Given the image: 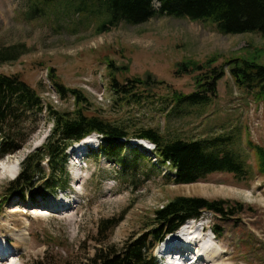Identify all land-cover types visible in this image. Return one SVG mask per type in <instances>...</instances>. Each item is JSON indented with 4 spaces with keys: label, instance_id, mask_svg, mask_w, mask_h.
Returning a JSON list of instances; mask_svg holds the SVG:
<instances>
[{
    "label": "rangeland",
    "instance_id": "1",
    "mask_svg": "<svg viewBox=\"0 0 264 264\" xmlns=\"http://www.w3.org/2000/svg\"><path fill=\"white\" fill-rule=\"evenodd\" d=\"M75 3L68 7L64 1L0 0V48L17 46L21 50L18 59L0 64V72L21 73L39 90L44 102L58 110H72L74 101L72 97L61 98L54 90L47 76L49 67L64 84L86 92L92 103L90 113L126 123L132 129L151 126L170 138L184 139L233 134L231 146L253 167L252 176L241 179L231 172H213L198 182L177 184L174 173L167 166L160 167L154 151L132 144L135 138L125 151L127 159H133L132 149L145 157L128 171L100 150L102 139L93 134L90 145L77 142L67 150L65 188L46 197L38 194L23 199L15 194L1 200L6 184L19 173L18 162L21 167L25 157L49 135L52 121L43 115L23 148L0 158V245L10 252L5 259L0 258V264H32L44 259L57 264L66 259L85 263L100 243L121 247L130 236L146 232L154 210L177 195L243 204L232 215L220 217L204 211L199 218L189 219L184 224L193 228L182 227V242L197 236L193 231L197 229L208 245L219 249L223 260L216 264H264V173L258 169L257 155L250 145L252 141L264 146V103L253 92L239 88L228 69L209 104L189 106L181 114H169L161 99L121 102L109 88L103 59L109 55L118 64L130 61V76L152 72L167 81L170 88L159 89V93L168 94L171 87L188 93L196 89L194 74L176 76V62L189 57L204 60L215 52L228 57L264 49V33L224 34L211 19L156 15L141 24L122 21L98 34L96 28L105 15L78 12L79 0ZM34 4L43 7V16L31 13ZM154 4L160 7L159 2ZM74 148L79 155L72 154ZM109 218L120 222L104 239L99 230L102 221ZM215 229L219 234L212 238ZM201 237L194 240L201 241ZM159 245L153 253L167 264L160 257Z\"/></svg>",
    "mask_w": 264,
    "mask_h": 264
},
{
    "label": "trees",
    "instance_id": "2",
    "mask_svg": "<svg viewBox=\"0 0 264 264\" xmlns=\"http://www.w3.org/2000/svg\"><path fill=\"white\" fill-rule=\"evenodd\" d=\"M47 4L64 1L73 7L77 0H45ZM160 3L157 9L154 2ZM78 12H95L105 15L96 31L102 34L117 27L120 22L141 24L156 15L187 17L193 20L211 19L218 31L224 34L249 32L264 33V0H79ZM43 16V7L32 6L31 13ZM36 16V15H35ZM21 50L17 46L0 48V64L16 60ZM264 49L248 50L244 54L225 56L215 52L204 60L189 57L175 64L174 74H194L196 89L185 93L175 88L168 94L159 93L169 89L167 81L152 72L144 76H130V61L118 64L109 55L107 77L110 90L127 103H153L161 99L163 109L169 114H181L187 107L209 104L218 92V82L228 69L236 85L255 94L264 103ZM222 60V61H221ZM48 79L61 98L72 97V110H58L46 104L39 90L33 87L21 73L0 72V158L23 148L35 132L41 116L52 121L45 141L29 153L21 162L18 175L8 181L4 197L18 194L26 196L56 194L68 185L64 167L67 150L92 133L101 135L100 150L110 159L120 163L125 170L135 166L145 157L137 149L129 161L125 155L130 140L146 139L155 145L158 164L167 166L174 173L175 183H194L205 179L213 172H231L238 178L252 176L253 167L231 146L235 135H215L204 139L170 138L156 127L117 123L110 118L90 113L92 105L86 92L64 84L56 70L48 68ZM134 144V143H132ZM256 152L258 169L264 173V146L250 141ZM46 163L45 165L43 163ZM169 162V164H168ZM130 171V170H128ZM66 179H63L62 176ZM6 202V201H4ZM243 204L230 199H209L202 196L177 195L162 207L154 210L149 229L141 235H132L121 247L100 243L91 257L82 264H159L153 250L169 233L175 232L187 220L199 218L204 211L218 216L238 213ZM117 218L103 220L99 234L109 236V231L119 223ZM216 235L219 231L215 229ZM32 264H57L47 260ZM61 264H79L66 259Z\"/></svg>",
    "mask_w": 264,
    "mask_h": 264
},
{
    "label": "bare ground",
    "instance_id": "3",
    "mask_svg": "<svg viewBox=\"0 0 264 264\" xmlns=\"http://www.w3.org/2000/svg\"><path fill=\"white\" fill-rule=\"evenodd\" d=\"M91 142H93V135L88 136L86 138V140L82 143L86 144V143H91ZM80 154H81V156L83 155L82 153H80ZM18 167L20 169V162H18ZM184 225H185L184 227H186V229L188 228L189 230L192 227L191 225H188V226H187V224H184ZM179 229H181V227ZM193 231L196 232L197 236L194 235L195 237H193L192 240H186L183 242H181V240H179V238H181V236H180L181 230L178 231V238H174V239H172L171 242H168L167 245H164V246H166L165 249L163 247H161V249L159 251V254H161L160 257L163 258L166 255L172 254L173 256L175 255L176 258H179L178 257L179 252H176V249H177L183 253L182 256L189 255V253H193V252H195L196 255L193 257V259H188L187 262L177 261V260L172 259V260L167 261V264H201V263L202 264H216V262L223 260L222 255L220 253H218L219 249H215L214 246L208 245L209 242H205V240H203L202 237L198 235L197 229L193 230ZM198 237L199 238L201 237V241L200 240H194V238L197 239ZM197 242H200L199 247L195 246V243H197ZM3 250H7V249H6V247H3L0 245V251H3ZM0 257L5 259L4 256H0Z\"/></svg>",
    "mask_w": 264,
    "mask_h": 264
}]
</instances>
